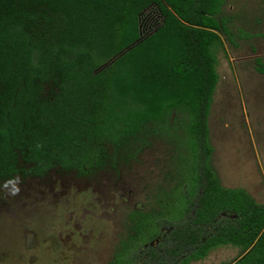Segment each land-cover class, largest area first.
Listing matches in <instances>:
<instances>
[{"label": "trees", "instance_id": "trees-1", "mask_svg": "<svg viewBox=\"0 0 264 264\" xmlns=\"http://www.w3.org/2000/svg\"><path fill=\"white\" fill-rule=\"evenodd\" d=\"M224 4L0 0L1 179L86 175L150 136L180 147L174 182L130 213L135 233L109 264H137L145 244L141 264H188L226 245L240 252L231 264H264V203L222 186L210 162L216 50L221 34L231 40ZM152 6L161 22L142 36Z\"/></svg>", "mask_w": 264, "mask_h": 264}, {"label": "rangeland", "instance_id": "rangeland-1", "mask_svg": "<svg viewBox=\"0 0 264 264\" xmlns=\"http://www.w3.org/2000/svg\"><path fill=\"white\" fill-rule=\"evenodd\" d=\"M222 15L231 40L221 34L216 50L210 162L222 186L244 188L264 203V74L257 70L258 59L264 63V0H225ZM160 22L155 6L144 10L142 36ZM179 149L175 139L150 136L86 175L55 168L0 178V264H109L135 233L130 213L155 206L174 182ZM239 255L237 247L220 246L188 264H231Z\"/></svg>", "mask_w": 264, "mask_h": 264}, {"label": "flooded vegetation", "instance_id": "flooded-vegetation-1", "mask_svg": "<svg viewBox=\"0 0 264 264\" xmlns=\"http://www.w3.org/2000/svg\"><path fill=\"white\" fill-rule=\"evenodd\" d=\"M156 242H157V240H156ZM149 244L151 245L152 242H150ZM146 245H147V244L143 245V247L145 248ZM143 247H142V248H143ZM141 251H142V249L140 248V250H139V255H141V253H142ZM145 258H146V254L143 255V260H142V262L144 261ZM142 262H141V263H142ZM141 263H140V264H141Z\"/></svg>", "mask_w": 264, "mask_h": 264}]
</instances>
